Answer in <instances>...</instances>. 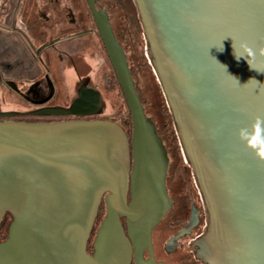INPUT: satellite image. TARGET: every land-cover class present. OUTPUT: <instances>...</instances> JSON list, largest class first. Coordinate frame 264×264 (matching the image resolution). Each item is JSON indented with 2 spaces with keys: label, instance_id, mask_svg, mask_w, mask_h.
Listing matches in <instances>:
<instances>
[{
  "label": "water",
  "instance_id": "1",
  "mask_svg": "<svg viewBox=\"0 0 264 264\" xmlns=\"http://www.w3.org/2000/svg\"><path fill=\"white\" fill-rule=\"evenodd\" d=\"M133 1L203 209L193 256L202 264H264V161L237 136L238 128L264 117V0ZM87 3L126 101L131 135L116 121L92 118L105 113V102L90 77L78 83L68 106L0 109V226L11 218L0 264H168L156 260L152 239L172 207L168 154L107 15L94 0ZM27 115L81 119L12 120ZM196 220L192 213L164 250Z\"/></svg>",
  "mask_w": 264,
  "mask_h": 264
},
{
  "label": "flooded vegetation",
  "instance_id": "2",
  "mask_svg": "<svg viewBox=\"0 0 264 264\" xmlns=\"http://www.w3.org/2000/svg\"><path fill=\"white\" fill-rule=\"evenodd\" d=\"M50 3L49 0H42L41 2L34 1L31 5L30 14L25 7L23 9H20L19 7H11L9 0L7 1V9L5 8V10H3V8H0V29L5 30L11 28L20 38L19 43L13 46L11 44L0 42V109L2 111L14 110L17 112H28L43 106H68L76 95L78 83L84 78L90 77L91 84L101 92L105 102V113L101 116L92 118L108 119L117 122V120L113 119L114 117H108L106 100L103 96V92L99 88V84H97L95 80L97 73L101 71V77L105 76L104 81L108 83L106 64H110V62L100 34L90 13L87 0H54L56 7L53 6V9L50 8ZM94 5L97 10L102 11L107 15L118 43L119 36L123 29V24L119 21L120 16L123 17L125 14H130L133 22L136 17L138 19L133 0H94ZM132 6H134L135 12L133 11ZM57 27H61L60 32L54 38L47 39L46 34L48 30ZM34 31L37 33L34 34ZM29 35H32V37H39L37 39L38 43L31 47L33 58L30 57V59H32L34 63V58H36L38 63L40 61L44 66L45 71L43 72V77L48 80L49 88L47 96H41L40 94L41 87L38 80L42 76L32 78L33 81L30 84H27L30 80L10 77L9 74L17 71L16 64L2 63L12 55L15 57L25 56V53L27 52V42L29 45H32ZM69 43L74 45L73 50L71 49L70 51L68 46L64 49L60 48L62 45L65 46ZM63 57L69 59L70 71H72L75 77L68 93V88L65 87L66 85L61 81L62 78L58 77L59 84L57 82L58 86H55V82L53 78L51 79L49 74V72L52 71L49 70L51 69V65L55 67V61L61 62ZM96 66L97 68H95ZM17 81H19L21 86H17ZM62 84L63 87H61ZM11 88L17 89L18 94L11 90ZM27 90H30V93H26ZM56 96L58 101L52 102V99ZM17 98H20L24 104H18L17 100H15ZM145 112L146 115H149L146 109ZM148 118L151 121L154 119L152 113H150ZM76 119L81 118L53 115H27L12 118V120L23 122H58ZM119 124L130 138V134L127 132L126 128L121 123ZM156 133L161 138L165 150H167L168 144L164 141V137H161L158 134L157 128ZM168 158L169 161L172 159L170 157ZM170 165L169 169H167L165 185L168 195L172 200V207L158 226H160L164 220H166L168 226H179L177 231L172 234V236H174L181 228L186 226L192 213L195 214L198 221L196 220V225L189 231V233L178 239L175 246L173 245L169 247V252L164 250L166 253V259L157 258L156 255L155 258L156 260L164 261L168 264H202L194 258L190 243L200 234L201 225L204 221L203 209L199 206L197 196L191 188V174L189 169L184 166V168L179 169L178 171V173L181 172L183 175H178V173L174 174L175 165H173L171 161ZM123 226L126 230V224H123ZM132 264H134V260Z\"/></svg>",
  "mask_w": 264,
  "mask_h": 264
},
{
  "label": "rangeland",
  "instance_id": "3",
  "mask_svg": "<svg viewBox=\"0 0 264 264\" xmlns=\"http://www.w3.org/2000/svg\"><path fill=\"white\" fill-rule=\"evenodd\" d=\"M140 30L141 31L139 33V38H140L139 47L141 48V52L143 55H142L140 60L136 59L134 56L131 55V57L129 59V65L132 69L131 73L133 75L134 80L136 81V84L138 85V89H140V91L142 92V96H144V99L145 100L147 99L146 97L148 94H151V97L156 98L157 101L160 102L162 108L167 109V114H169V119L171 121L170 113H169V110H168L167 105L165 103L161 89H160V91L158 90V87H157L158 83H156L157 80H156V78L154 79L155 75H154L153 70H152L151 66L149 65L148 59L145 55L144 39H143V35H142L141 26H140ZM67 46L69 47L70 51H71V49L73 50L74 45H72L71 43H69L65 46L62 45L60 48L64 49ZM68 60L69 59L63 57V60L61 62L55 61L54 70L49 72L51 79L53 78V80L55 82V86H58L57 85L58 77L62 78V80H61L62 83H64L66 85L65 87L68 88L67 93L69 92V88L71 89L74 78H75L72 71H70V62ZM37 65H38V68L41 70L40 72L45 71L44 66L40 61H39V63H37ZM97 66L95 68H97ZM110 66L111 65L108 63V64H106L107 70L105 68L108 83H106L104 81L105 76L101 77L100 71L97 73L95 80H96L97 84H99L101 91L102 92L105 91L103 96H104L105 100H107V102H108V105H106L107 106L106 110L108 109V112H107L108 117H115L117 115L113 119L117 120L119 123H121L127 129V127L129 128L128 123L126 122V118L128 117L127 116L128 115L127 105H126L125 101H123L124 98H122L120 96L121 90L118 89L117 86L113 85ZM32 81H33V79H31L27 84H30ZM38 81H39V85L41 87V91H40L41 96H47V94L49 92L48 82H47L48 80L46 78H44L42 75V77ZM100 81L102 84L100 83ZM17 83H18L17 84L18 87L21 86L19 81H17ZM58 84H59V82H58ZM61 87H63V84L61 85ZM112 87L115 88V90H111ZM11 90H13L16 94H18L17 89L11 88ZM154 92H156V94H153ZM26 93H30V90H27ZM160 93H161V96H160ZM19 95H20V93H19ZM15 100H17L18 104L19 103L24 104V102L20 98H17ZM56 101H58L57 96L52 99V102H56ZM157 101L154 102V105L156 104ZM146 102H147V100H146ZM20 108H22V107H20ZM148 108L149 109L151 108L152 112L157 111V109H155V107L148 106ZM155 116H156V118H158L160 125H162L164 120H162L161 117L159 118V115H157V114H155ZM129 119H130V117H129ZM171 124L173 127L172 121H171ZM160 125H159V128L161 129ZM160 129H159V133H161ZM112 130L115 134L119 135L123 139V134L121 133L122 130L120 128L119 129L118 128H112ZM177 144H178V141H177ZM172 148H173V145H172ZM179 149H180V147H179ZM180 153H181V151H180ZM169 155H170V153H169ZM163 229H164V226H162V230L159 229V226L155 229L154 240H153L155 255L157 258H160V259H166V253L163 250V246H164L166 239L172 233V231L169 232V231H166ZM168 259H169V257H168Z\"/></svg>",
  "mask_w": 264,
  "mask_h": 264
},
{
  "label": "trees",
  "instance_id": "4",
  "mask_svg": "<svg viewBox=\"0 0 264 264\" xmlns=\"http://www.w3.org/2000/svg\"><path fill=\"white\" fill-rule=\"evenodd\" d=\"M0 8H3V10H5V8L6 9L8 8L7 0H0ZM114 9H116V8H114ZM132 9L135 12L134 6H132ZM129 15L130 14H125V16L123 15V17L120 16V18H119V21L122 22V24H123V29H122V32L119 36V44L121 45L123 51L126 54L128 65H129V59H130L131 55L134 56L138 60H140L142 55H143L141 52V48L139 47V42H140L139 33L141 31L140 30V24H139L136 16H135L136 19L133 22L131 19V15L130 16ZM129 68H130V72H131L132 69H131L130 65H129ZM110 70H111V77L113 80V85L117 86L118 89L121 90V88L118 84L117 78H116L114 71H113L111 66H110ZM100 73H101V71H100ZM131 75H132V73H131ZM132 77H133V75H132ZM154 79H155V77H154ZM133 80H134V78H133ZM134 82H135V86H136L138 96L141 100V103H142L144 109H146V111L148 112L149 115H150V113H152L153 118H154V119H152V123L156 126V128L158 130V134L161 137H164L163 138L164 141H166V143L168 144V149L166 151L168 152L167 153L168 157L172 158V159H170V161L173 163V165H175L174 174H176V173H178L179 169L184 168L185 164L183 162V158H182V155L180 153L179 146L177 144L176 135H175L174 129L172 127L171 121L169 119V114H167V109L166 108L163 109L160 102L157 101L156 98L151 97V94H148V93H147L148 95L146 94L147 95V97H146L147 102H146V100L144 99V96H142V92L140 91V89H138V85L136 84L135 80H134ZM100 83H101V81H100ZM156 83H158V82H156ZM157 87H158V90L160 91V86L158 84H157ZM111 90H115V88L112 87ZM104 92H103V95H104ZM153 94H156V92H154ZM120 96L122 98H124L122 91L120 92ZM160 96H161V93H160ZM123 101H125V99ZM155 101H157V102L154 105ZM125 103H126V101H125ZM106 104L108 105L107 100H106ZM7 106H9V105H7ZM148 106L155 107V109H157V111L152 112L151 108L149 109ZM155 114L159 115V118L161 117V119L164 120L163 123L161 122L162 125H160V122H159L158 118H156ZM149 115H147V116L149 117ZM127 116L128 117L126 118V122L128 123L129 128L127 127L126 130L131 135V124H130V119H129V117H130L129 112H128ZM159 125L161 126V129L159 128ZM159 129L161 130V133H159ZM172 145H173V148H172ZM169 153H170V155H169ZM170 161L168 163V169H169ZM178 175H183V174L180 172V173H178ZM186 180H187V177H186ZM104 212H105V208H104V204L102 203L100 206V209H99L98 217L95 221L93 232H92L91 237H90L89 246L87 249L88 252H91V250H92L91 244H92L93 238L95 236V231L97 230L99 223L104 216ZM10 219H11L10 216L7 215L4 219V222L0 226V241H3L5 239V236L7 233V225L9 223ZM124 222H125V219H122L123 224H125ZM160 225H161V226H159L160 230H162V226H164L163 230H166L169 232L172 231L171 235L167 239H169L172 236V234L174 232H176L177 229L179 228V226H176V227L168 226L166 223V220H164V222H162V224H160ZM155 229H154V231H155ZM154 231H153V236H152L153 240H154ZM167 239H166V241H167ZM153 246H154V242H153ZM163 250H164V246H163ZM144 256L145 257L147 256V253L145 250H144Z\"/></svg>",
  "mask_w": 264,
  "mask_h": 264
},
{
  "label": "crops",
  "instance_id": "5",
  "mask_svg": "<svg viewBox=\"0 0 264 264\" xmlns=\"http://www.w3.org/2000/svg\"><path fill=\"white\" fill-rule=\"evenodd\" d=\"M34 1L41 2L42 0H9V4L13 8L19 7L20 9H23L25 7V8H27V10L30 14L31 13V11H30L31 5ZM49 2H51L50 8L53 9L54 8L53 6L56 7V5L54 4V0H49ZM49 11H51V10H49ZM48 13H50V12H48ZM60 28L57 27V28L49 29L47 34H46V38L47 39L54 38L60 32ZM34 32H35L34 34L37 33L36 31H34ZM29 36L31 38L32 45L31 44L29 45V43L27 42V44H26V51L27 52L25 53V56L23 55V57H21V56L15 57L14 55H12L11 57L5 59L4 62H2V63L16 64L17 71L12 73V74H9L10 77H15V78L22 79V80L23 79L24 80H26V79L31 80L32 78L41 77L43 75L44 71L40 72L41 70L38 68V65H37L38 61L36 60V58H34V63H33L32 59H30V57H32V55H33L31 47L35 46L36 43H38L37 39L39 37L38 36L32 37V35H29ZM19 40H20V38L12 31L11 28L5 29V30L0 29V42H3L4 44H11L13 46V45H17V43H19ZM30 69H31V72H30ZM19 70H21V71H19ZM49 70L53 71L54 66L51 65V69H49Z\"/></svg>",
  "mask_w": 264,
  "mask_h": 264
},
{
  "label": "clouds",
  "instance_id": "6",
  "mask_svg": "<svg viewBox=\"0 0 264 264\" xmlns=\"http://www.w3.org/2000/svg\"><path fill=\"white\" fill-rule=\"evenodd\" d=\"M244 47L247 57L252 56L253 54L251 50L247 49V46ZM220 50L222 51L223 49L220 48ZM259 52L261 56H264V47H261ZM236 57L237 59L240 58L239 55H236ZM247 60L249 65L252 67V63L249 58ZM237 136L246 149L250 150L258 160L264 161V117L256 116L250 126L238 128Z\"/></svg>",
  "mask_w": 264,
  "mask_h": 264
}]
</instances>
